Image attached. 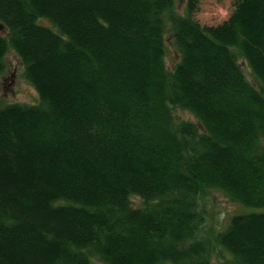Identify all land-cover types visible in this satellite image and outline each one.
<instances>
[{"label": "trees", "instance_id": "16d2710c", "mask_svg": "<svg viewBox=\"0 0 264 264\" xmlns=\"http://www.w3.org/2000/svg\"><path fill=\"white\" fill-rule=\"evenodd\" d=\"M196 2L0 0V75L14 49L40 96L0 100V264H213L209 189L260 208L215 241L264 264V0L217 25Z\"/></svg>", "mask_w": 264, "mask_h": 264}, {"label": "rangeland", "instance_id": "374dc122", "mask_svg": "<svg viewBox=\"0 0 264 264\" xmlns=\"http://www.w3.org/2000/svg\"><path fill=\"white\" fill-rule=\"evenodd\" d=\"M237 0H197L192 6L195 17L205 25H217L229 19L236 8ZM177 10L185 14L188 9V0H177ZM46 25L52 26L48 20H42ZM3 34L7 30L0 31ZM167 63L171 70L180 58L178 50L175 47L171 33H167ZM7 71L0 75V100L4 103L22 102L35 104L40 101V96L36 88L24 76V65L18 53L10 49L7 57ZM240 63L243 66L247 77L258 87L252 70L248 62L240 57ZM177 116L181 120L196 121V117L188 110L176 108ZM133 204L137 207L145 205V201L140 196H132ZM201 208L206 214V223L203 225L200 235L206 237L211 242L212 262L213 264H237L233 256L223 249L216 241L215 234L218 231L226 229L233 215L251 210H260V208H249L242 203L232 200L226 193L219 189H209L201 200ZM95 264H104L99 259H95Z\"/></svg>", "mask_w": 264, "mask_h": 264}, {"label": "water", "instance_id": "95a60500", "mask_svg": "<svg viewBox=\"0 0 264 264\" xmlns=\"http://www.w3.org/2000/svg\"><path fill=\"white\" fill-rule=\"evenodd\" d=\"M6 26L4 23L0 22V31L5 30Z\"/></svg>", "mask_w": 264, "mask_h": 264}]
</instances>
